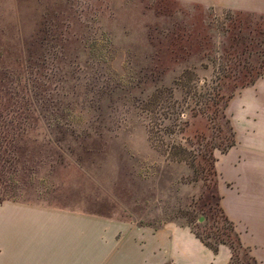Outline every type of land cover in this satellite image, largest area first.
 Wrapping results in <instances>:
<instances>
[{
    "label": "rangeland",
    "instance_id": "obj_1",
    "mask_svg": "<svg viewBox=\"0 0 264 264\" xmlns=\"http://www.w3.org/2000/svg\"><path fill=\"white\" fill-rule=\"evenodd\" d=\"M263 69L264 14L179 0H0V102L24 111L12 123L27 130L14 200L63 211L42 227L49 242L74 214L81 231L87 217L220 226L206 212L219 195L221 206L217 186L207 200L202 173L172 159L212 154L221 184L248 108L234 103L249 87L239 84Z\"/></svg>",
    "mask_w": 264,
    "mask_h": 264
},
{
    "label": "crops",
    "instance_id": "obj_2",
    "mask_svg": "<svg viewBox=\"0 0 264 264\" xmlns=\"http://www.w3.org/2000/svg\"><path fill=\"white\" fill-rule=\"evenodd\" d=\"M179 1L264 14V0ZM250 85L234 100L236 106L246 104L248 108L237 128V146L219 165L223 181L217 189L223 212L233 222L241 243L258 264H264V168L259 167H264V152H243L246 144L264 145V73ZM225 181L231 182V188ZM74 215H67L70 227L64 231L62 226L49 242L42 227L47 230L49 216L62 223L63 211L24 201H3L0 264H229L231 250L227 245L221 244L213 252L187 225L171 221L156 228H137L101 221L97 227L95 219L87 217L91 227L81 231L79 216Z\"/></svg>",
    "mask_w": 264,
    "mask_h": 264
},
{
    "label": "trees",
    "instance_id": "obj_3",
    "mask_svg": "<svg viewBox=\"0 0 264 264\" xmlns=\"http://www.w3.org/2000/svg\"><path fill=\"white\" fill-rule=\"evenodd\" d=\"M261 17V16H259ZM264 73V69L258 72L253 78L248 81H242L239 85L241 87L252 84L259 76ZM215 89V87H214ZM220 87L217 83V90ZM215 101V100H214ZM214 101L212 104H215ZM226 104H224L225 106ZM20 118L24 111L18 113L8 109V105L1 104L0 102V204L5 200H14L15 193L19 190L21 185L17 178V164L20 159V141H22L27 134L25 127L21 125H14L12 123L13 117ZM228 122V120L226 121ZM233 142L228 147L232 146ZM210 147V146H209ZM182 151L181 147L176 148L177 154ZM180 156L174 157L172 160L188 163L194 174L202 173V179L208 182L209 191L206 199L213 198L215 187L217 186V172L214 167V159L212 154L205 155L201 160L192 157L188 159L180 153ZM220 195L216 196L215 201L207 204L206 212L212 218L219 213L220 226H205L202 231L197 230L191 226L193 218L188 217L187 226L191 229L193 234L213 252L218 251L219 245H227L231 250V257L229 264H258L256 259L251 256L249 248L243 246L240 241L239 233L235 230V226L231 220L223 212L220 206ZM208 239L212 240L209 241ZM169 264V263H165Z\"/></svg>",
    "mask_w": 264,
    "mask_h": 264
}]
</instances>
